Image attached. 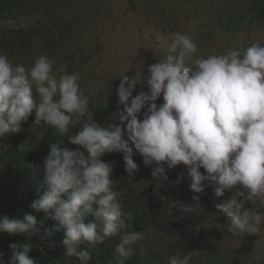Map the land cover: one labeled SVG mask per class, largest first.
I'll use <instances>...</instances> for the list:
<instances>
[{
  "label": "clouds",
  "instance_id": "obj_1",
  "mask_svg": "<svg viewBox=\"0 0 264 264\" xmlns=\"http://www.w3.org/2000/svg\"><path fill=\"white\" fill-rule=\"evenodd\" d=\"M89 2L86 0L83 22L98 8L97 0ZM217 33L235 36L219 28ZM170 40L164 57L148 68V92L133 96L136 81L129 83L124 77L117 90L120 104L109 93L102 98L110 97L116 104V116L106 126L92 120L90 109L102 99L89 103L78 73H69L72 69L57 73L47 56L37 57L26 68L0 55V138L19 133L30 116H35V126H47L61 136L79 126L67 139L77 150L61 147L59 142L48 147L43 179L32 173L39 198L30 205L56 222L46 236L65 230L59 244L66 257L79 259L73 264H89L90 249L117 235L115 264H125L134 255L133 246L143 238V232H122L130 225L122 211L121 193L109 179L111 165L101 159L113 152L124 154L130 175L137 170L135 149L142 156L141 160L135 158L140 170L143 163L155 164L151 171L155 180L168 179L164 165L169 170L183 165L192 192L203 194L205 182L213 187L216 198L223 197L225 190L233 191L230 199L215 204L231 221L228 232L234 236L260 233L264 214L246 210L238 198L246 194L247 201L264 206V45L253 42L222 54L217 47L218 52L203 56L188 34L174 32ZM81 68L83 65L75 69ZM161 97L163 103L158 105ZM121 104L122 111L118 109ZM79 148L88 153L87 158ZM182 179L183 175L178 182ZM175 206L183 212L196 210L180 202ZM38 231L31 213L23 218H0V232L31 237ZM32 247L30 241L11 244L9 264H35L28 255ZM198 255L199 251L176 254L168 257V264H191Z\"/></svg>",
  "mask_w": 264,
  "mask_h": 264
},
{
  "label": "trees",
  "instance_id": "obj_2",
  "mask_svg": "<svg viewBox=\"0 0 264 264\" xmlns=\"http://www.w3.org/2000/svg\"><path fill=\"white\" fill-rule=\"evenodd\" d=\"M207 4L214 8L212 18L221 32L227 35L262 33L264 38V0H207ZM87 7L86 0H0V55L26 68L34 64L37 57L47 56L54 62L57 73L60 69L78 68L88 58L92 61L97 56L93 49L77 44L87 24L83 22ZM19 21L26 24L17 28L9 26ZM251 44L253 42L236 48L242 50ZM260 44L264 45V39ZM225 50L220 49L218 53ZM36 52L40 55H34ZM142 84H146L145 79ZM115 106L110 97L102 99L90 109L92 120L105 126L112 123V120L105 121ZM34 120L35 116H30L21 124L19 133L0 138V218H23L31 213L37 219L39 231L31 237L0 232V264H9L11 244L22 245L29 241L33 247L28 255L35 264H73L79 259L66 257L59 244L65 230L46 236L56 222L46 218L43 211L32 210L30 205L39 198L32 173L37 172V179H43L48 147L59 142L61 147L77 150L78 146L70 144L67 139L79 131V126L70 127L68 134L61 136L47 126H35ZM116 123H119L118 118ZM79 150L88 157L84 149ZM123 155L122 152H113L101 157L112 167L109 179L113 181L114 190L121 193L122 211L130 225L122 232L152 233L169 241L164 252H144L134 245V255L125 264H168V257L183 256L192 251H199V255L192 258L191 264H256L254 256L264 257V253L248 248L230 251L219 248V243L231 234L228 232L231 221L225 216L220 224L215 223L214 217L219 214L215 204L230 199L233 191L225 190L223 197L216 198L213 187L205 182L204 193L196 194L190 190V181L182 179L178 182L177 177L155 187L150 180L151 172L144 168L140 170L135 158L137 170L130 175L125 170ZM197 195L198 200L194 199ZM176 202L196 210L183 212L181 207L175 206ZM118 241L119 235L90 249L92 258L89 264H115L114 249Z\"/></svg>",
  "mask_w": 264,
  "mask_h": 264
},
{
  "label": "rangeland",
  "instance_id": "obj_3",
  "mask_svg": "<svg viewBox=\"0 0 264 264\" xmlns=\"http://www.w3.org/2000/svg\"><path fill=\"white\" fill-rule=\"evenodd\" d=\"M97 3L98 8L89 14L83 34L77 42L83 47H91L97 56L92 61V58H88L83 68L69 72L79 74L80 86L89 96V103L93 100L97 103L108 93L119 103L117 90L124 77H127L129 82L136 81L133 96L141 91L148 92L147 83L143 86L142 80L147 81L149 66L167 53L171 43L170 37L174 32L190 35L197 43L198 54L203 56L218 52L217 47L224 50L241 47L249 42L259 43L264 39L262 33H239L230 37L217 33L218 28L211 15L214 8L207 4V0H97ZM25 24V21H19L9 26L17 28ZM156 103L162 104L163 98ZM123 108L122 104L118 107L121 111ZM146 110L147 106L141 110L139 119L143 118ZM133 156L142 159L135 149ZM154 167L155 164L151 167L145 166L144 163L142 165V169L150 172ZM164 169L168 177L166 181L181 175L187 180V170L183 165L171 170L164 165ZM203 171L202 169V174ZM150 180L155 187L165 182L153 177ZM238 199L244 203L246 210L264 214V206H261L259 201L253 205L246 200V194ZM216 216V224L225 220L220 213ZM168 243L169 241L161 236L146 233L137 245L144 252H164ZM219 247L227 251L248 248L264 253V222L260 225L258 235L230 234L219 243ZM254 258L256 264H264L263 256Z\"/></svg>",
  "mask_w": 264,
  "mask_h": 264
},
{
  "label": "water",
  "instance_id": "obj_4",
  "mask_svg": "<svg viewBox=\"0 0 264 264\" xmlns=\"http://www.w3.org/2000/svg\"><path fill=\"white\" fill-rule=\"evenodd\" d=\"M114 116H116V111H115V110H113V111L111 112V114H110V117H114ZM108 121H111V120L108 119V120H106L105 122H108Z\"/></svg>",
  "mask_w": 264,
  "mask_h": 264
},
{
  "label": "bare ground",
  "instance_id": "obj_5",
  "mask_svg": "<svg viewBox=\"0 0 264 264\" xmlns=\"http://www.w3.org/2000/svg\"><path fill=\"white\" fill-rule=\"evenodd\" d=\"M58 24H59V22H58ZM166 44V43H165ZM186 66H188V65H186ZM132 74V73H131ZM48 137V136H47ZM51 137V136H50ZM49 137V138H50ZM52 137H54V136H52ZM53 139V138H52ZM43 169H44V167H43ZM202 170V169H201ZM204 172V171H203ZM174 181V180H173ZM172 187V186H171ZM171 207V206H170ZM225 217V216H224Z\"/></svg>",
  "mask_w": 264,
  "mask_h": 264
}]
</instances>
